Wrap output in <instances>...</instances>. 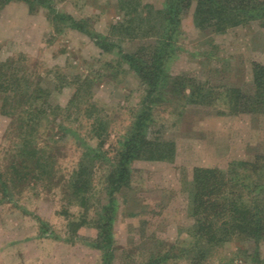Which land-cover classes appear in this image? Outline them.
Returning a JSON list of instances; mask_svg holds the SVG:
<instances>
[{"label": "rangeland", "instance_id": "1", "mask_svg": "<svg viewBox=\"0 0 264 264\" xmlns=\"http://www.w3.org/2000/svg\"><path fill=\"white\" fill-rule=\"evenodd\" d=\"M194 4L180 17L174 51L164 69L181 81L153 99L144 133L146 141L169 142L173 155L170 160L131 161L129 183L114 193L112 264H141L151 253L163 252L169 256L158 264H253L248 257L253 249L264 264V239L257 246L227 241L203 261L188 259L193 243L188 193L194 167L227 170L232 161L264 152V115L232 113L227 93L231 87L248 88L252 63L264 64V27L253 19L222 33L204 31L192 22ZM162 5L163 0L56 3L59 11L117 41L120 49L111 52L75 29L55 30L43 7L28 10L23 1L11 0L0 8V90L15 82L21 90L34 91L33 99L8 98L14 92L0 91V171L9 187L4 197L0 191V264H100V251L86 245L96 234L95 207L86 212L87 223H80L85 210L74 204L78 200L69 202L66 191L72 190L84 141L100 148L105 161L91 167L94 197L89 202L96 205L104 192L103 181L146 93L118 49L127 53L150 47L156 34L146 19ZM141 17L146 21L140 23ZM184 85H193L197 102L184 97L190 94ZM39 86L49 101L40 104L50 115L43 112L38 119ZM205 90L211 94L201 101ZM29 103L33 111H26ZM29 119L37 132L27 141ZM97 120L105 123L103 135L91 132ZM28 146L39 151L30 153ZM24 159L28 167L14 173L11 164ZM38 159L49 165L38 168Z\"/></svg>", "mask_w": 264, "mask_h": 264}, {"label": "trees", "instance_id": "2", "mask_svg": "<svg viewBox=\"0 0 264 264\" xmlns=\"http://www.w3.org/2000/svg\"><path fill=\"white\" fill-rule=\"evenodd\" d=\"M11 0H0V8ZM27 4L28 10L33 7H43L50 18L54 29L69 27L81 33L86 34L93 43L102 51L111 52L115 48L120 49L117 41L110 39L88 25L85 20H77L73 16L59 11L56 3L60 0H19ZM192 1L195 2L192 11V22L201 30H209L216 33H222L229 28L244 24L249 20L258 19L264 27V0H163L161 9L152 12L147 21L155 29L156 39L150 47L139 46L133 52L121 53L124 61L129 68L134 70L144 84L146 93L141 99L139 109L136 111L124 140L121 141V149L118 151L115 161L110 165L109 171L103 181L104 192L96 199V205L90 203V197L94 191L92 182V165L97 162H105L104 154L100 148H93L84 141V151L78 163L77 170L74 172L71 180V189H67L66 195L68 201L78 200L76 205L82 206L80 223H85L86 213L92 206L95 207V220L93 226L96 234L87 241L86 245L100 251V264H112L115 258L113 250V222L116 212L114 202V193L126 186L130 181V163L134 159L146 158L151 160H170L173 155L169 142L156 140L146 141L144 133L151 116V106L153 99L160 97L169 87L176 89L181 77H170L164 73L166 62L169 61L174 51L173 42L179 32L180 17L188 11ZM139 15V14H138ZM141 17L140 23L146 21ZM135 21L133 17L130 22ZM134 29H139V25ZM122 29L128 26H121ZM133 28V26H132ZM55 29V30H56ZM144 48V49H143ZM4 63L0 64V70ZM15 73V71L13 70ZM251 81L248 88L231 87L227 89L229 109L232 113H253L264 115V64L253 62L251 67ZM3 73L0 71V79H3ZM15 78L21 79L19 73H15ZM190 79V78H189ZM190 79V83H192ZM0 91L14 92L6 94L3 98L19 96L25 99L34 97L33 90H21L20 84L11 82ZM182 84V83H181ZM172 85V86H171ZM13 86V87H12ZM193 85H184L189 88L190 94H185L192 102H197L193 93ZM12 87V88H11ZM11 88V89H9ZM198 93L201 88L197 87ZM211 91L205 90L199 95V100L207 97ZM47 94L42 87H38V119L44 112L47 116L46 107L41 102L48 103ZM43 99V101H42ZM201 100V101H202ZM153 103V104H152ZM32 103H29L26 111H33ZM25 111V110H24ZM54 114V111H51ZM54 116V115H53ZM29 127L27 132V141L34 139L36 134L35 123L28 120ZM24 126H28L25 124ZM40 124L38 123V128ZM58 130L65 128L57 125ZM105 123L97 120L93 125L91 132L97 135H103ZM30 153H36L39 149L30 148ZM170 156V157H169ZM48 157V156H46ZM36 162L38 168L47 167V160ZM27 159L11 164L10 168L14 173H19L23 168L28 167ZM108 162V161H107ZM108 164H110L108 162ZM7 179L0 171V191L4 197L9 194ZM192 187L189 195L188 211L193 222L188 233L193 239L190 248L187 249L188 259L196 262L203 261L211 256L215 249L227 241L237 243H251L257 246L258 241L264 239V152L256 154L251 159L235 160L230 162L227 170L217 168L194 167L192 176ZM2 199V197H1ZM70 202V201H69ZM71 225L73 221H71ZM87 223V221H86ZM45 232L44 230H42ZM238 251L245 253V247L238 245ZM257 251V250H256ZM254 251L248 255L253 264H259L258 253ZM169 253L163 252L162 255L151 253L147 261L141 264H158L166 259Z\"/></svg>", "mask_w": 264, "mask_h": 264}]
</instances>
